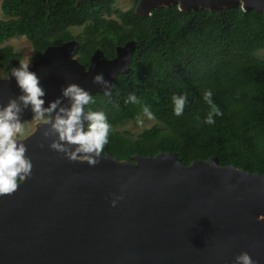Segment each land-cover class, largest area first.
I'll return each instance as SVG.
<instances>
[{"label":"water","instance_id":"water-1","mask_svg":"<svg viewBox=\"0 0 264 264\" xmlns=\"http://www.w3.org/2000/svg\"><path fill=\"white\" fill-rule=\"evenodd\" d=\"M84 1L91 0L76 4ZM133 1L142 17L171 5L185 12L240 6L264 15V0ZM134 47V41L117 46L111 59L97 49L85 68L76 41L48 46L29 69L45 90L44 106L68 83L108 94L93 76L103 73L111 91L128 71ZM19 63L11 59L0 78V107L20 94L10 76ZM33 115L25 109L21 122ZM45 127L37 121L21 138L31 176L0 196V264H233L241 252L264 264V174L221 166L216 157L184 165L169 152L131 160L106 152L90 166L52 150L55 136L43 138Z\"/></svg>","mask_w":264,"mask_h":264},{"label":"trees","instance_id":"trees-1","mask_svg":"<svg viewBox=\"0 0 264 264\" xmlns=\"http://www.w3.org/2000/svg\"><path fill=\"white\" fill-rule=\"evenodd\" d=\"M76 1L1 0L7 19H0V44L23 36L34 61L48 46L74 40L76 59L87 68L97 49L111 59L117 46L135 42L128 71L118 75L110 94L92 93L85 106L103 112L110 125L103 154L131 160L169 152L184 165L216 157L221 166L264 174V59L256 55L264 51L262 13L240 6L185 12L171 5L142 17L134 12L136 1L126 10L116 8V0ZM11 59L21 55L11 45L0 47L3 77ZM209 90L221 113L211 125L205 122ZM184 94L183 114L176 116L172 97ZM144 106L158 124L135 136L118 130L144 115Z\"/></svg>","mask_w":264,"mask_h":264},{"label":"clouds","instance_id":"clouds-1","mask_svg":"<svg viewBox=\"0 0 264 264\" xmlns=\"http://www.w3.org/2000/svg\"><path fill=\"white\" fill-rule=\"evenodd\" d=\"M30 69V61L19 63L12 67L10 76L15 79L20 94L9 98L7 104L0 107V196L12 195L18 190L20 181L32 174V163L26 155L27 146L20 137L24 134V122L21 115L30 108L38 124L46 125L41 132L45 139L55 136L49 147L63 153L72 162H86L95 166L104 157V147L108 143L110 125L103 112L85 111V106L93 102L89 91L77 83H68L61 89V96L50 101L45 107L46 95L40 84V78ZM93 82L100 85L104 91L111 87L103 73H96ZM212 92L206 91L204 99L211 106L205 122L214 124V116L221 115L219 109L212 103ZM67 100V104L63 99ZM133 103H138L135 96L129 97ZM174 114H183L187 102V94L172 97ZM143 113L148 119L155 115L148 106L143 107ZM138 123H143L137 120ZM43 146V145H41ZM119 199V197H117ZM115 206L116 200L111 201ZM233 264H256L247 252H241L235 257Z\"/></svg>","mask_w":264,"mask_h":264},{"label":"rangeland","instance_id":"rangeland-1","mask_svg":"<svg viewBox=\"0 0 264 264\" xmlns=\"http://www.w3.org/2000/svg\"><path fill=\"white\" fill-rule=\"evenodd\" d=\"M133 0H116L114 6L116 8H119L121 10L128 9L132 3ZM1 3V0H0ZM0 19H7L6 16H4L0 9ZM80 28H75L73 30L74 33L78 32ZM4 45H11L14 48V51L18 52L21 55V59L19 60L21 62H28L30 61V65L32 64V59L34 57V51L32 49L31 43L29 40H27L23 36H17L12 37L8 39L7 41L0 44V47ZM256 55L262 59H264V51H258ZM3 77L2 70L0 68V78ZM139 120H141L143 123H138L137 121H126L120 126H118V130L122 132H126L131 136H135L139 132H141L143 129L149 128L152 125L158 124V122L155 119H148L145 115H140L138 117ZM37 121L33 117L32 119L24 122V134L20 138L25 137L29 133H31L34 130V124Z\"/></svg>","mask_w":264,"mask_h":264},{"label":"flooded vegetation","instance_id":"flooded-vegetation-1","mask_svg":"<svg viewBox=\"0 0 264 264\" xmlns=\"http://www.w3.org/2000/svg\"><path fill=\"white\" fill-rule=\"evenodd\" d=\"M91 58H92V56H91ZM91 62V61H90ZM90 64V63H89Z\"/></svg>","mask_w":264,"mask_h":264}]
</instances>
